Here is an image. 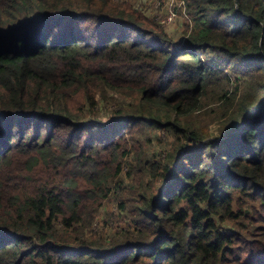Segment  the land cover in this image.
<instances>
[{"label":"trees","instance_id":"obj_1","mask_svg":"<svg viewBox=\"0 0 264 264\" xmlns=\"http://www.w3.org/2000/svg\"><path fill=\"white\" fill-rule=\"evenodd\" d=\"M185 1L178 41L124 0H0V264H264V0ZM137 125L173 145L98 238Z\"/></svg>","mask_w":264,"mask_h":264},{"label":"rangeland","instance_id":"obj_2","mask_svg":"<svg viewBox=\"0 0 264 264\" xmlns=\"http://www.w3.org/2000/svg\"><path fill=\"white\" fill-rule=\"evenodd\" d=\"M123 1V0H121ZM132 9L136 10L137 13L147 20L148 26L156 27L159 30H163L165 33L173 37L175 40H183L186 35L189 34L188 29L193 26L191 17L187 11L185 0H124ZM171 9L176 12V17L173 21L169 22L167 17L171 14ZM207 59L208 56H202ZM229 73L231 70L228 71ZM234 78L232 82H234ZM203 110L208 113H198L200 116H193L189 118L190 124L199 122L202 130L210 136L218 135V129L220 122L215 119L216 110L221 105L219 96L214 92H209L203 99ZM110 104L109 107H112ZM212 110H214L212 112ZM132 134L126 136L128 139V149L132 152L129 156L132 157V161L141 166L142 170L145 169L144 176L142 179L138 175H134L132 181H126L125 185L132 189L131 192L127 193H115L116 189L111 191V197L105 208L101 209L97 216V224L91 227L92 230L98 233V238L110 237L117 230H120L119 224L122 227H128L133 220V214L131 209L138 205V197L134 194V186L139 184L141 189L145 185L150 184L155 178L161 173V165L163 164L164 153L167 152L173 145V135L166 132L165 130L151 129V128H140L139 125L131 128ZM124 132V131H122ZM157 158V159H155ZM155 163L158 167L156 174H150L149 163ZM127 206V210H121V205ZM258 206L257 203L251 202L244 206L243 212L247 215L246 221L242 222L245 229V234L251 235L254 231L253 227L249 224L250 216L247 213L248 208ZM132 224V223H131ZM121 227V226H120ZM89 233L88 235H91ZM97 238V239H98Z\"/></svg>","mask_w":264,"mask_h":264},{"label":"built area","instance_id":"obj_3","mask_svg":"<svg viewBox=\"0 0 264 264\" xmlns=\"http://www.w3.org/2000/svg\"><path fill=\"white\" fill-rule=\"evenodd\" d=\"M174 2H175V0H172V3H174ZM175 17H176V12L174 9H171V14H169V16L167 17V20L169 22H171L175 19Z\"/></svg>","mask_w":264,"mask_h":264},{"label":"bare ground","instance_id":"obj_4","mask_svg":"<svg viewBox=\"0 0 264 264\" xmlns=\"http://www.w3.org/2000/svg\"><path fill=\"white\" fill-rule=\"evenodd\" d=\"M245 27V26H244Z\"/></svg>","mask_w":264,"mask_h":264}]
</instances>
